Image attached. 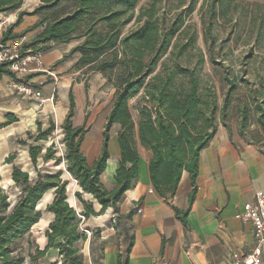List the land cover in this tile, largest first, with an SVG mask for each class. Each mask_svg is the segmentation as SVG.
<instances>
[{
	"label": "trees",
	"instance_id": "1",
	"mask_svg": "<svg viewBox=\"0 0 264 264\" xmlns=\"http://www.w3.org/2000/svg\"><path fill=\"white\" fill-rule=\"evenodd\" d=\"M140 1L41 0L33 10H27L22 9L24 0H0V13L18 12L17 20L3 32L2 44L24 38L28 32L42 26L43 29L30 40H23L22 55L44 51L51 42L78 41L69 54L81 53L80 66L101 72L116 88L103 128L101 153L93 164L88 163L82 148L89 127L73 122L76 102L72 92L69 94V113L61 126L65 156L54 157L55 149L52 146L45 148L40 143L54 132L56 124L53 120L46 128L38 122L35 135L29 131L27 138L20 139V144L28 146L31 162L36 168L40 156L46 163L53 159L56 166L65 162L66 171L81 189L75 195L83 209L78 212L69 203V180L62 177V171L42 173L37 168L36 176L32 177L13 165L12 180L19 189L17 197L0 186V264H25V257L16 254L13 245L42 219L44 210L39 203L49 191H52L53 199L45 209L53 214V220L45 232V248L31 256L30 264H38L58 241L62 264H84L77 244L86 241L87 234L80 231L82 219L79 216L88 220L113 208L115 218L119 219L120 202L139 178L140 145L151 151V183L166 202L176 195L183 173H188L192 187L188 207L181 210L174 206L176 218L188 225L187 217L197 193L201 152L209 145L220 124L230 129L227 121L230 94L238 88L239 82L237 77H226L229 87L220 105L215 87L203 81L205 55L197 45L196 32L186 23L199 0H190L188 7H185L187 0H176L177 3L149 0L137 12ZM36 15H42L37 23L24 31H15L25 16ZM130 25L132 27L128 29ZM212 29L213 23L209 22L205 35L213 39ZM193 58H197L195 62ZM11 64L12 61L0 62V77L8 75L22 81L34 76L17 77ZM262 87L263 92L259 89L250 92L251 103L246 100L240 105L242 136L248 137L245 128L251 112L259 115L256 123L264 128V84ZM136 96H139L137 119L129 104ZM17 120L14 114H8L7 124ZM116 126L119 165L114 177L115 186L108 189L101 176L110 159L109 142ZM14 158L15 154H10L6 162L13 163ZM84 194L93 199H85ZM94 201L101 205L99 212ZM114 227H118L116 222ZM100 233L99 228L94 231L91 246L96 243L95 249L103 255L104 250L98 242ZM133 241L132 236L128 255ZM119 255L118 263L126 264L128 257L123 262Z\"/></svg>",
	"mask_w": 264,
	"mask_h": 264
},
{
	"label": "rangeland",
	"instance_id": "2",
	"mask_svg": "<svg viewBox=\"0 0 264 264\" xmlns=\"http://www.w3.org/2000/svg\"><path fill=\"white\" fill-rule=\"evenodd\" d=\"M149 0H141L137 6V12L140 7ZM190 0H187L185 7H188ZM41 0H24L22 9L33 10L39 5ZM172 3H177L173 0ZM214 11V12H213ZM9 13H0V39L3 32L12 24ZM37 22L42 15L34 16ZM36 22V23H37ZM209 22L213 23V39L206 37L205 29ZM187 24L191 30L196 32L197 45L205 55V64L203 69V81L215 87L218 93L219 103L222 104L224 93L228 90L229 78H238L239 86L230 94L231 105L228 109L227 121L233 127L240 126V105L247 100L251 103L250 92L259 89L263 92L264 84V0H199L194 12L188 16ZM132 25L128 26L130 29ZM43 29L39 26L36 30L28 32L24 38L9 41L5 47L11 52L15 51L13 45L17 41L24 39L30 40ZM78 41L70 43L51 42L49 48L44 51L36 52L43 57L41 65L36 66L34 62L30 63L29 69L25 72L16 71L19 78L31 74H37L39 77L36 82L32 79L17 81L10 78L11 86L22 94L23 110L19 113L18 122L8 123L7 110L0 109V186L9 189L13 197L19 193L18 187L12 180L13 165H17L24 171L29 172L32 177L37 174L36 169L42 173H55L62 171V177L69 180L68 200L78 212L83 207L76 197V191H80L77 181L66 171L65 162L60 165H54V160L44 162L39 157L37 168L32 164L28 151V146L19 143L20 139L28 137L31 131L34 135L37 133V123L41 122L43 127H48L51 120L56 124L54 132L45 141L40 142L45 148L52 146L55 149L54 157L65 156V143L63 140V130L61 128L66 116L69 113V94H74L76 108L73 117L75 125L85 124L89 127L82 148L84 153L88 152V146L92 144L101 135L105 125V114L113 105V98L116 88L101 73L90 70L88 66L82 67L79 64L81 53L69 54L70 47H74ZM21 56L22 50L18 49ZM34 53V52H27ZM51 53L52 61L45 62V56ZM192 53H196L192 51ZM61 57V58H59ZM197 58H193L195 62ZM213 59V60H212ZM228 68H222V65ZM161 65L158 67L160 70ZM23 88L37 89L40 96L26 92ZM141 94V93H140ZM138 97L132 98L129 102L133 117L138 116ZM3 97H0V102ZM251 107V106H250ZM259 115L251 112L250 118L246 124L247 136L254 142L264 145V128L256 123ZM4 125V126H3ZM118 127H114L113 132H117ZM10 154H15L13 163H7L6 158ZM84 198L92 200L93 198L84 194ZM53 199L52 191L47 192L39 203V207L44 210L42 219L32 227L31 231L23 237L16 240L13 245L16 254L25 257V264L31 263V256L36 255L38 249H44L47 243L45 232L49 223L53 220V214L46 211L45 206ZM80 231L87 234V240L80 241L77 245L83 255V262L87 260V255H99L95 249L96 243L91 246L94 239V231L97 228H90L87 220L79 216ZM119 225L115 228V235L110 237V230L107 227L99 228L101 230L100 246L104 249L107 246H116L117 250L122 252L124 260L127 258L128 247L131 242V232L128 238H125L126 228H122L119 219L112 218L111 225ZM106 237V239H104ZM108 237V238H107ZM56 243L55 248H58ZM103 249V250H104ZM46 255H60L59 250L50 249ZM104 255V254H103ZM58 260H62L61 256ZM63 261V260H62ZM38 264H46L44 257L38 261Z\"/></svg>",
	"mask_w": 264,
	"mask_h": 264
},
{
	"label": "crops",
	"instance_id": "3",
	"mask_svg": "<svg viewBox=\"0 0 264 264\" xmlns=\"http://www.w3.org/2000/svg\"><path fill=\"white\" fill-rule=\"evenodd\" d=\"M17 14L10 12L7 18L14 23ZM34 18L25 16L15 31L21 32L34 25L37 22ZM51 56V53L45 56L46 63L52 61ZM38 77L34 73L31 79L36 82ZM0 97H3L0 109L19 119L23 97L18 89L11 86L8 76L0 77ZM102 142L103 131L92 146H88L86 156L89 164H93L101 153ZM109 151L110 159L101 179L108 189H112L116 183L114 177L120 157L117 132L110 139ZM139 151V178L126 191L117 214L120 226L126 228L125 238L130 232L134 237L126 264H233L235 252L250 253L254 249L256 240L253 226L238 219L236 214L246 202L254 200L258 190L264 191L263 144L242 136L240 127L231 124L230 129L223 124L218 126L213 139L200 155L197 193L187 217V226L176 218L174 206L181 210L188 207L192 190L188 173H183L176 195L166 202L156 191L149 192V189H154L149 173L151 151L141 145ZM111 161L116 164L112 175L108 174ZM94 203L99 212L101 205L96 201ZM138 209L142 212L139 213ZM114 217L113 208H108L102 214L90 217L87 223L90 228L107 227L112 237L115 227L110 222ZM116 229H119V225ZM51 249L59 250L55 247ZM119 254L122 252L116 246H107L104 255H87L84 264H119ZM59 256L45 255L44 259L46 264H62ZM121 256L124 262V255Z\"/></svg>",
	"mask_w": 264,
	"mask_h": 264
},
{
	"label": "built area",
	"instance_id": "4",
	"mask_svg": "<svg viewBox=\"0 0 264 264\" xmlns=\"http://www.w3.org/2000/svg\"><path fill=\"white\" fill-rule=\"evenodd\" d=\"M2 26H0V30ZM22 41L14 43L13 49L10 51L5 47V44L1 43L0 39V62L12 61L10 68L16 72H26L29 69L30 63L34 62L36 66H39L43 62V57L40 54L25 53L19 55L18 49H21ZM26 92L32 93L35 96H40V92L37 89L23 88ZM150 193L154 192V189H149ZM141 213L142 210L138 209ZM238 219L249 222L253 226L254 236L256 240V246L250 253L235 252L233 254V264H262L263 245H264V191L258 190L255 193L253 201L246 202L243 209L236 214Z\"/></svg>",
	"mask_w": 264,
	"mask_h": 264
},
{
	"label": "bare ground",
	"instance_id": "5",
	"mask_svg": "<svg viewBox=\"0 0 264 264\" xmlns=\"http://www.w3.org/2000/svg\"><path fill=\"white\" fill-rule=\"evenodd\" d=\"M115 167H116V164H114L112 161L110 162V165H109V168H108V174H114V172H115ZM110 175V176H111ZM109 176V175H108Z\"/></svg>",
	"mask_w": 264,
	"mask_h": 264
}]
</instances>
